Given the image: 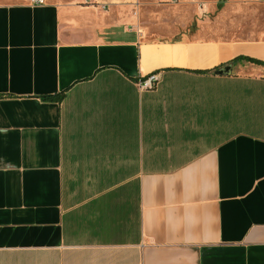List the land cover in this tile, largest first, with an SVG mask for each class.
I'll return each mask as SVG.
<instances>
[{
    "label": "crops",
    "instance_id": "crops-1",
    "mask_svg": "<svg viewBox=\"0 0 264 264\" xmlns=\"http://www.w3.org/2000/svg\"><path fill=\"white\" fill-rule=\"evenodd\" d=\"M32 1L0 0V264H264V0L166 37Z\"/></svg>",
    "mask_w": 264,
    "mask_h": 264
},
{
    "label": "rangeland",
    "instance_id": "rangeland-1",
    "mask_svg": "<svg viewBox=\"0 0 264 264\" xmlns=\"http://www.w3.org/2000/svg\"><path fill=\"white\" fill-rule=\"evenodd\" d=\"M123 3L125 1H122ZM87 4H95V0H85ZM101 8L109 9L112 2H98ZM203 3H192L190 5L183 0H135L132 2L131 16L135 19L134 26L138 29L146 28L152 30L153 36H169L168 20L176 13H188L195 10L196 6ZM221 7L222 3H218ZM180 24V22H179Z\"/></svg>",
    "mask_w": 264,
    "mask_h": 264
},
{
    "label": "built area",
    "instance_id": "built-area-1",
    "mask_svg": "<svg viewBox=\"0 0 264 264\" xmlns=\"http://www.w3.org/2000/svg\"><path fill=\"white\" fill-rule=\"evenodd\" d=\"M34 4H44L46 0H33L32 1ZM159 81V77L156 73L149 75L148 77L142 79L139 82V85L143 89H151L156 86V84Z\"/></svg>",
    "mask_w": 264,
    "mask_h": 264
},
{
    "label": "water",
    "instance_id": "water-1",
    "mask_svg": "<svg viewBox=\"0 0 264 264\" xmlns=\"http://www.w3.org/2000/svg\"><path fill=\"white\" fill-rule=\"evenodd\" d=\"M231 71H232V66L231 65H228V66H225V67L219 69L217 71V73H219L221 75H228V74L231 73Z\"/></svg>",
    "mask_w": 264,
    "mask_h": 264
}]
</instances>
